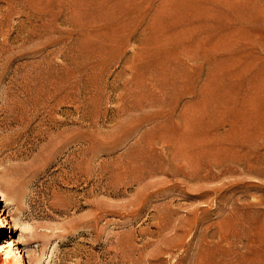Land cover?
Here are the masks:
<instances>
[{"label":"rangeland","instance_id":"374dc122","mask_svg":"<svg viewBox=\"0 0 264 264\" xmlns=\"http://www.w3.org/2000/svg\"><path fill=\"white\" fill-rule=\"evenodd\" d=\"M1 141L0 264H264V0H0Z\"/></svg>","mask_w":264,"mask_h":264},{"label":"bare ground","instance_id":"6f19581e","mask_svg":"<svg viewBox=\"0 0 264 264\" xmlns=\"http://www.w3.org/2000/svg\"><path fill=\"white\" fill-rule=\"evenodd\" d=\"M2 131V130H1ZM4 131V130H3ZM2 142V141H1ZM0 142V149H1V147L3 148V147H6L7 145H6V143L3 141L2 143ZM8 148H9V146H8ZM14 149H15V147H14ZM3 153V152H2ZM20 154V153H19ZM1 155V154H0ZM8 158L10 159V158H16L17 157V153L16 152H10V153H8ZM1 157H5L4 155L3 156H1ZM18 159V158H17ZM17 159H15V160H17ZM9 163V162H8ZM15 168V167H14ZM13 168L11 167V165L10 166H7L6 167V178H3V180H1L0 181V187H1V189H5L4 188V186H7V185H11L12 184V174H10L9 172H11V170H12ZM18 169V168H17ZM7 173H9L11 176H9ZM20 179V178H19ZM14 180V179H13ZM22 180V179H21ZM15 182V181H14ZM16 184V183H15ZM2 195H4V194H2ZM4 226V224H3V222H0V232L2 231V227Z\"/></svg>","mask_w":264,"mask_h":264}]
</instances>
